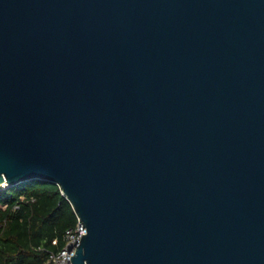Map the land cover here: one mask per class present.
<instances>
[{
    "label": "water",
    "instance_id": "obj_1",
    "mask_svg": "<svg viewBox=\"0 0 264 264\" xmlns=\"http://www.w3.org/2000/svg\"><path fill=\"white\" fill-rule=\"evenodd\" d=\"M35 179L73 264H264V0H0V184Z\"/></svg>",
    "mask_w": 264,
    "mask_h": 264
},
{
    "label": "trees",
    "instance_id": "obj_2",
    "mask_svg": "<svg viewBox=\"0 0 264 264\" xmlns=\"http://www.w3.org/2000/svg\"><path fill=\"white\" fill-rule=\"evenodd\" d=\"M0 264H45L77 217L59 187L39 179L0 187Z\"/></svg>",
    "mask_w": 264,
    "mask_h": 264
},
{
    "label": "built area",
    "instance_id": "obj_3",
    "mask_svg": "<svg viewBox=\"0 0 264 264\" xmlns=\"http://www.w3.org/2000/svg\"><path fill=\"white\" fill-rule=\"evenodd\" d=\"M0 207L5 208L6 205L4 204ZM82 225L83 224L77 219L74 226L65 230L62 235L64 243L62 248L57 251L49 252L45 264H73L70 260V256L75 254L76 246L79 244L82 234L86 233V228L85 226L82 227Z\"/></svg>",
    "mask_w": 264,
    "mask_h": 264
},
{
    "label": "bare ground",
    "instance_id": "obj_4",
    "mask_svg": "<svg viewBox=\"0 0 264 264\" xmlns=\"http://www.w3.org/2000/svg\"><path fill=\"white\" fill-rule=\"evenodd\" d=\"M2 185H4V184H0V186H2Z\"/></svg>",
    "mask_w": 264,
    "mask_h": 264
}]
</instances>
